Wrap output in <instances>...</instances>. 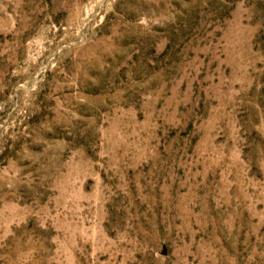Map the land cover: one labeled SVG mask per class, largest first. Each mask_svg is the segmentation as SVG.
<instances>
[{"label":"rangeland","instance_id":"rangeland-1","mask_svg":"<svg viewBox=\"0 0 264 264\" xmlns=\"http://www.w3.org/2000/svg\"><path fill=\"white\" fill-rule=\"evenodd\" d=\"M0 264H264V0H0Z\"/></svg>","mask_w":264,"mask_h":264}]
</instances>
